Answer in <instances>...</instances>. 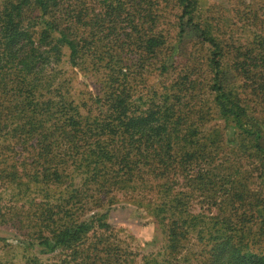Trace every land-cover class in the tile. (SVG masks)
I'll return each instance as SVG.
<instances>
[{"label": "trees", "instance_id": "trees-1", "mask_svg": "<svg viewBox=\"0 0 264 264\" xmlns=\"http://www.w3.org/2000/svg\"><path fill=\"white\" fill-rule=\"evenodd\" d=\"M177 3L180 34L201 39L182 60L159 30L157 0L0 4V182L20 199L43 195L30 198L38 237L27 245L56 253L51 264H139L107 221L119 193H152L145 205L164 227L162 255L141 264L179 259L204 195L217 216L199 229L202 264H264V37L228 47L214 24L195 22L197 0ZM66 53L89 100L67 96ZM89 191L105 199L82 219Z\"/></svg>", "mask_w": 264, "mask_h": 264}, {"label": "rangeland", "instance_id": "rangeland-1", "mask_svg": "<svg viewBox=\"0 0 264 264\" xmlns=\"http://www.w3.org/2000/svg\"><path fill=\"white\" fill-rule=\"evenodd\" d=\"M197 1V7L193 11L195 22L206 20L214 24V30L220 32L219 38L224 39L228 47L247 42L257 35L264 37V0ZM1 2L2 0H0V4ZM157 6L162 14V20L159 24L160 32L166 36L168 45L178 41V57L181 60L189 58L192 43L198 42V40L201 41L200 37L191 30V27H185L187 30L180 34L179 14L181 13V7L177 0H157ZM194 50L199 56L204 53L200 48L195 49L194 47ZM64 51L66 52V50ZM177 68H181V65ZM61 69L65 72L63 78L66 79L68 86L67 96L75 102H80V99L84 98L89 100L93 89L90 85H85L83 77L70 68L67 53L63 57ZM199 75L202 79L204 71L202 70ZM158 76L160 75H154L153 78L156 79ZM202 91L203 93L206 92L205 90ZM204 95L208 96L206 93ZM214 124L223 126L224 121L223 119L214 120L211 125ZM228 137L233 138L231 130H229ZM254 174L257 173L254 172ZM3 183L0 182V263L25 264L27 259L37 256L41 264H51L56 253H41L39 247H35L36 244L32 247L27 245L29 242L36 243L37 239L35 237H38V231L35 228L37 220L32 214L33 208L30 198L34 197L35 202L44 201L43 195L38 194L36 196L33 192V197L20 199V197L11 193L9 185L5 181ZM79 184V178H77L74 181V186H79ZM173 188L180 190L179 185H174ZM90 193L91 191H89ZM93 196L94 198H89L87 203H84V208L78 211L80 218H88L92 214H96L99 209H102L96 205L95 200L99 197L105 199V196H99L96 193ZM117 196L118 201L108 204L107 221L119 230L120 238L125 239L130 245L131 251L137 254V262L141 264V256L144 254L153 253L161 256L165 244L164 227L157 221L160 217L151 211L150 206L145 205V202L153 199L152 193H148L142 202L130 194L123 195L119 193ZM218 196L217 194L216 197L218 198ZM102 202L105 203L104 200ZM211 202L212 200L206 195L193 199L192 209L196 213H201L197 219L198 225H196V228L198 230L192 229L189 238L182 240L180 244L181 253H179L181 256L175 260L174 264H202V256L205 255L203 253L208 240L202 233L199 234V229L204 228L211 221L210 218L217 216L215 215L216 206L211 205ZM255 219L258 221L262 217L253 218L251 223ZM253 224L252 226H254ZM184 255L187 259H184ZM183 259L184 261H181Z\"/></svg>", "mask_w": 264, "mask_h": 264}]
</instances>
